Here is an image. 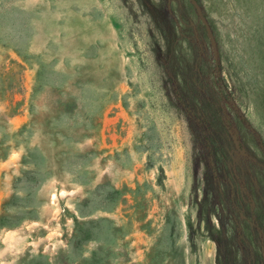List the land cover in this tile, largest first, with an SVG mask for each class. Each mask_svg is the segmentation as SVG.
<instances>
[{"label": "rangeland", "instance_id": "374dc122", "mask_svg": "<svg viewBox=\"0 0 264 264\" xmlns=\"http://www.w3.org/2000/svg\"><path fill=\"white\" fill-rule=\"evenodd\" d=\"M0 264H264V0H0Z\"/></svg>", "mask_w": 264, "mask_h": 264}]
</instances>
